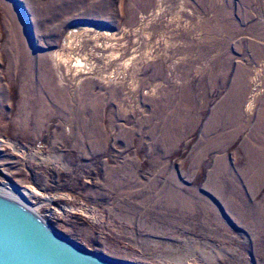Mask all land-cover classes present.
I'll use <instances>...</instances> for the list:
<instances>
[{
    "label": "rangeland",
    "instance_id": "rangeland-1",
    "mask_svg": "<svg viewBox=\"0 0 264 264\" xmlns=\"http://www.w3.org/2000/svg\"><path fill=\"white\" fill-rule=\"evenodd\" d=\"M0 183L111 258L264 264V0H0Z\"/></svg>",
    "mask_w": 264,
    "mask_h": 264
},
{
    "label": "water",
    "instance_id": "water-1",
    "mask_svg": "<svg viewBox=\"0 0 264 264\" xmlns=\"http://www.w3.org/2000/svg\"><path fill=\"white\" fill-rule=\"evenodd\" d=\"M0 264H137L91 251L53 229L25 202L0 192Z\"/></svg>",
    "mask_w": 264,
    "mask_h": 264
},
{
    "label": "bare ground",
    "instance_id": "bare-ground-1",
    "mask_svg": "<svg viewBox=\"0 0 264 264\" xmlns=\"http://www.w3.org/2000/svg\"><path fill=\"white\" fill-rule=\"evenodd\" d=\"M0 192L8 194L10 196H15L18 199L23 200L22 198H23L24 194L31 192V190L26 188V187L16 188V187H14L12 185H8L6 183H0Z\"/></svg>",
    "mask_w": 264,
    "mask_h": 264
}]
</instances>
